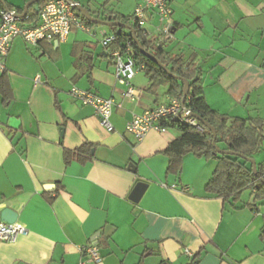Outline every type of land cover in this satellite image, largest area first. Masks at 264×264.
<instances>
[{"label":"crops","instance_id":"0c3cea01","mask_svg":"<svg viewBox=\"0 0 264 264\" xmlns=\"http://www.w3.org/2000/svg\"><path fill=\"white\" fill-rule=\"evenodd\" d=\"M140 1L127 13L113 2H76L99 19L112 12L130 22ZM5 2L15 10L28 1ZM168 3L164 49L200 68L207 104L231 117L264 119V0ZM157 25L151 15L145 27L153 38L162 34ZM109 28L74 26L57 44L29 45L21 37L11 43L0 72L10 94L0 92V221L10 208L26 230L13 243L0 241V264H189L193 256L198 264H264V205L252 210L249 190V199L242 192L237 202L208 196L215 159L186 154L181 172L167 174L161 151L178 130L149 131L140 141L125 130L132 115L169 96L166 86L148 91L140 69L130 81L135 98L124 96L126 85L100 43ZM73 86L113 100L112 131L68 95ZM84 143L85 161L65 165L64 149ZM139 181L147 187L133 201ZM89 246L98 260L89 259Z\"/></svg>","mask_w":264,"mask_h":264},{"label":"trees","instance_id":"16d2710c","mask_svg":"<svg viewBox=\"0 0 264 264\" xmlns=\"http://www.w3.org/2000/svg\"><path fill=\"white\" fill-rule=\"evenodd\" d=\"M28 1V0H26ZM45 0H39L29 5L23 24L34 25L38 22V11ZM109 0H104L103 5ZM0 8L9 9L7 3L0 1ZM21 13L23 8L15 9ZM14 10V11H15ZM77 12V11H76ZM77 14L81 16L78 12ZM132 15V14H131ZM82 17V16H81ZM123 22L135 31L136 39L142 49L151 53L163 66H159L153 59L143 54L133 41L129 30L110 27L117 36L118 45L124 47L129 43L135 64L141 66L149 81L148 91L154 93L160 86H166V95L173 98H182V83L184 79L188 83V93L183 100V105L189 113L200 118L196 121L200 126L197 129L186 123L173 121L168 127L178 130V136L161 151L167 158V174L178 175L182 169V160L186 154H192L199 158L215 159L216 166L211 177L204 185V192L208 196L220 197L224 201L237 202L243 191L249 190L251 202L248 203L252 210L258 211L264 205V169L256 163L255 175L251 168L250 159H254L264 141V119L260 117H231L213 110L206 102L201 83V70L193 61H184L182 56L169 54L164 49V43L159 37L153 38L146 34L144 29L137 28L129 22L128 16L109 12L106 18ZM28 22V23H27ZM87 25H93L85 21ZM0 92L8 97L9 91L4 82H0ZM208 123L215 129L216 146L227 153H218L212 146L211 131L201 124ZM89 145L84 143L74 150L64 149L63 159L65 165L72 160L84 162V154L88 153ZM197 256H193L189 264H198Z\"/></svg>","mask_w":264,"mask_h":264},{"label":"built area","instance_id":"2783aa9c","mask_svg":"<svg viewBox=\"0 0 264 264\" xmlns=\"http://www.w3.org/2000/svg\"><path fill=\"white\" fill-rule=\"evenodd\" d=\"M14 10L0 8V72L5 70V61L14 38L21 37L29 45H37L45 41L64 42L66 41L71 28L77 26L89 32L90 26L86 20L79 16L76 10L66 0H45L38 11V22L34 25L23 24L24 16ZM154 15L157 18V27L161 28L160 42L165 43L170 36L169 22L171 8L168 0H141L131 15V21L139 29H146L149 17ZM162 35V36H161ZM103 48L107 49L113 60V71L116 80L120 84L126 85L123 93L125 97L135 98V89L130 85L131 79L141 66L135 64L132 49L129 43L124 47L118 45L115 33H105L100 41ZM38 80V77L36 78ZM71 98L78 100L82 105L93 108L99 123L107 131H112L113 126L110 122L112 114L113 100L95 94L86 89L71 87L68 91ZM173 121L189 124L200 129L196 119L189 116L188 109L178 97H168L167 100L157 103L150 109L142 113L134 114L126 122L125 130L130 133L137 141H140L149 131L163 133ZM264 217V211L261 212ZM25 227L19 222L8 223L0 221V241L13 243L18 236L25 233ZM185 254L191 256L187 250ZM87 255L91 260H98L99 256L94 246L86 248Z\"/></svg>","mask_w":264,"mask_h":264},{"label":"water","instance_id":"95a60500","mask_svg":"<svg viewBox=\"0 0 264 264\" xmlns=\"http://www.w3.org/2000/svg\"><path fill=\"white\" fill-rule=\"evenodd\" d=\"M2 1V0H0ZM39 0H28V2L25 3L24 7H23V11L20 13L19 16L23 17L25 16L26 14V11L29 7V5L37 2ZM68 3H70L72 5V7L88 22L90 23H93V24H101V25H105L107 27H119V28H123V29H126V30H129L131 35H132V38H133V41L135 42V44L139 47V49L141 50V52L143 54H146L148 57H150L151 59H153L159 66L163 67L164 66L157 60L153 57V55L151 53H148L146 51H144L141 47V45L139 44L138 40L136 39V36H135V31L133 28H131L129 25L123 23V22H120V21H115V20H112L111 18H106V19H99L95 16H93L90 11L88 9H86L85 7H83L81 4H79L78 2H76L75 0H66ZM57 44V42H55ZM181 83H182V102L184 100V98L186 97L187 93H188V83L186 80L184 79H180ZM189 116L190 117H194L196 118L197 120L200 121V118H198L197 116L195 115H192L189 113ZM201 124L205 127H207L211 133H212V146L216 149V151L218 153H227V151H224V150H221L219 149L216 144H215V137H216V132H215V129L210 126L208 123L204 122V121H201ZM63 130V128L61 127V131ZM249 162L251 163V168H252V171L255 175L256 174V162L254 159H250ZM147 187V183H144L142 181H139L135 184L134 188L132 189L130 195H129V198L133 201H137L141 195L143 194V192L145 191ZM17 219V214L11 210L10 208H3L1 210V220L2 221H5V222H8V223H13L15 222Z\"/></svg>","mask_w":264,"mask_h":264},{"label":"rangeland","instance_id":"374dc122","mask_svg":"<svg viewBox=\"0 0 264 264\" xmlns=\"http://www.w3.org/2000/svg\"><path fill=\"white\" fill-rule=\"evenodd\" d=\"M4 1H8L12 5L20 7L22 5V1H25V0H4ZM76 1H85V0H76ZM91 1H104V0H91ZM108 2H111V3L113 2L115 4L120 5L121 10L124 13H127V12L131 11L130 8L132 6L131 4H132L133 0H109ZM20 3H21V5H19ZM138 3H140V2H138ZM255 157H256L257 161L264 159V141L262 143V149L259 151V153ZM242 197L244 200L249 199L248 190L243 191Z\"/></svg>","mask_w":264,"mask_h":264}]
</instances>
